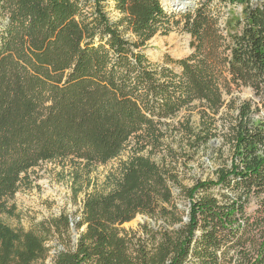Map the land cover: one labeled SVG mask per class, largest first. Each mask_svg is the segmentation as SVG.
<instances>
[{
	"label": "trees",
	"instance_id": "trees-1",
	"mask_svg": "<svg viewBox=\"0 0 264 264\" xmlns=\"http://www.w3.org/2000/svg\"><path fill=\"white\" fill-rule=\"evenodd\" d=\"M166 8L160 0H0V214H14L8 201L40 165L69 161L76 198L93 167L130 148L85 194L76 222L60 214L24 230L0 221V264H264V0L173 10L192 49L166 57L173 67L144 53L180 23ZM242 89L251 97L232 99ZM194 103L197 127L166 123ZM222 110L229 163L185 186L180 177L217 137ZM138 215L155 225L119 228Z\"/></svg>",
	"mask_w": 264,
	"mask_h": 264
},
{
	"label": "rangeland",
	"instance_id": "rangeland-1",
	"mask_svg": "<svg viewBox=\"0 0 264 264\" xmlns=\"http://www.w3.org/2000/svg\"><path fill=\"white\" fill-rule=\"evenodd\" d=\"M183 1L188 0H169L167 8L165 9L168 14H175L176 20L180 19L179 14L173 11L172 7L182 10V7L188 6V4L184 5L182 3ZM190 1H192V5L197 7L198 3L202 0ZM186 8L189 7H185L183 10L185 11ZM107 11L112 21H116L120 17L119 14L114 11L113 7H110ZM235 11L239 13L240 8L238 7ZM182 23L183 22L180 21L176 26L173 23H169L167 25L168 29H162L147 43L144 48V53L151 63L159 66L173 67L166 64V57L172 60H180L187 58L192 53V49L190 48V36L183 32ZM174 69L178 71L177 68ZM250 97V91L248 89H242L234 93L232 99L241 101ZM225 100L229 102L230 97ZM224 111L225 110H222L221 113L216 116L218 120L217 127H219L217 137L193 154L191 160L187 163V167L180 177L185 186H191L195 181L214 179L216 171L229 163L228 146L224 144L221 137L222 133L225 132V128L223 130L220 125V117ZM200 113L201 108L198 103H194L189 109L182 110L175 118L167 120L166 123L177 125V123H183L185 120L189 119L192 124L197 127ZM262 116L264 118V112ZM174 146L176 148L179 147V142ZM129 153L130 148L118 159L110 161L103 166L93 167L89 175L91 186L88 190L83 187L76 198L73 196V182L68 174L71 165L69 161H55L40 165L30 174V187L21 189L15 194L12 200L8 201V204L13 205L15 208L14 214H0V221L14 229L24 230L30 229L33 225L42 220L57 217L60 214H67L76 222L85 194L90 192L93 187L99 188L104 177L117 166L119 161L125 160ZM143 154L147 156L149 152L144 151ZM150 157L157 162L159 161L160 155L156 153L150 155ZM84 180L85 182L88 181L87 179ZM210 193L217 196V191L215 190L210 191ZM181 207L183 211H186L187 207L185 202H182ZM253 209V207L250 208L249 213L252 212ZM145 223H150L151 226L155 225L153 220L138 215L132 221L121 225L119 228L127 232H137L140 230V226ZM73 228L74 233H72V239L73 236H78V232L74 226Z\"/></svg>",
	"mask_w": 264,
	"mask_h": 264
},
{
	"label": "water",
	"instance_id": "water-1",
	"mask_svg": "<svg viewBox=\"0 0 264 264\" xmlns=\"http://www.w3.org/2000/svg\"><path fill=\"white\" fill-rule=\"evenodd\" d=\"M161 4L163 5V6H165L162 2H161ZM195 6L194 5H192L191 7H189V8H194ZM189 8H186V10L184 11V10H180V9H178V8H175V7H172V9L173 10H176V11H181V12H186V11H188L189 10ZM71 231H72V233H74V228L72 227L71 228ZM77 239H78V236H73V243H76L77 242ZM46 264H51V260L50 259H48L47 260V262H46Z\"/></svg>",
	"mask_w": 264,
	"mask_h": 264
},
{
	"label": "bare ground",
	"instance_id": "bare-ground-1",
	"mask_svg": "<svg viewBox=\"0 0 264 264\" xmlns=\"http://www.w3.org/2000/svg\"><path fill=\"white\" fill-rule=\"evenodd\" d=\"M161 2H162L163 4H165V5H168L169 0H161ZM182 3H183L184 5H187V4H188V6H184V7H182V10L185 9V7H190V6L192 5V1H190V0H188V1H183Z\"/></svg>",
	"mask_w": 264,
	"mask_h": 264
}]
</instances>
